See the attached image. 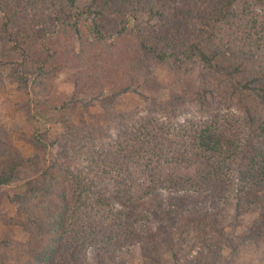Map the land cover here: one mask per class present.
Wrapping results in <instances>:
<instances>
[{
    "label": "trees",
    "instance_id": "trees-1",
    "mask_svg": "<svg viewBox=\"0 0 264 264\" xmlns=\"http://www.w3.org/2000/svg\"><path fill=\"white\" fill-rule=\"evenodd\" d=\"M261 3L0 0V84L9 76L29 90L31 142L46 156L33 176L16 183L11 198L32 240L12 255L15 242L2 239L0 264H133V258L136 264H224L225 247L235 252L263 242ZM56 34L90 44V53L79 52L81 74L102 90L108 71L129 70L132 78L90 99L79 95V84L66 94L61 85L53 89L65 52ZM116 55L127 56L129 67H115ZM147 59L195 63L203 74L193 96L174 93L160 101L141 93L151 74L143 68ZM127 92L142 96L141 111L104 109L86 120L77 115L79 103L88 110ZM62 94L67 98L57 105ZM234 101L241 113L231 109ZM188 105L205 116L194 118ZM52 121L60 131L51 140ZM3 153L0 190L36 158ZM233 171L235 183L229 181ZM231 194L238 214L257 213L238 235L221 224Z\"/></svg>",
    "mask_w": 264,
    "mask_h": 264
},
{
    "label": "rangeland",
    "instance_id": "rangeland-1",
    "mask_svg": "<svg viewBox=\"0 0 264 264\" xmlns=\"http://www.w3.org/2000/svg\"><path fill=\"white\" fill-rule=\"evenodd\" d=\"M48 7L44 5L42 9L47 11ZM257 9L264 14V0L263 3L259 4ZM33 25L38 31H42L41 25ZM53 40L60 46L63 45L64 47L60 48H64L65 51L60 55V60L62 59L63 65L62 69L57 72L53 79V89L61 85V89L63 88L66 94L74 89L75 84H79V89H81L79 90V95L83 99H90L92 95H96L101 91L102 88L94 84L98 80L90 79L86 74L84 76L81 74L82 58L79 56L82 53L79 54V52L83 51V54L90 53V44L87 41L81 43L78 40L76 44H72V42H69L61 34H56ZM130 49L131 51L136 49L133 43L130 45ZM125 57L127 56L116 55L112 62L113 65L117 68L120 66L129 67L128 62L130 60H126ZM178 65L172 62L144 60L143 68H149L151 74L148 84L144 82L139 87V91L160 101L169 99L174 93L187 94L188 97H192L198 88L200 74H203V72L199 70L195 63ZM121 70H116L115 73L108 71L104 74L100 80L106 83L105 89H107L106 87L113 89L121 83H124V80L128 81L132 78L131 75L134 72L129 70L121 72ZM8 77L4 76L3 83L0 84V155L3 152V155H12L16 151H19L24 157L28 158L36 154L35 161L30 164L32 167L20 169L16 174L15 182L0 190V241L6 237L12 239L15 244L9 253L19 255L21 252L18 248L19 244L27 245L32 238L30 237V230L26 227L27 224L24 221V214L19 211L17 212L15 203H12L11 198L17 190L16 183L33 176L34 167L37 165L35 167L37 168L39 164L42 165L46 160V156L44 152L37 153V149L31 142V130L27 120L29 117V90L23 83L12 81L11 79L13 77ZM65 81L70 84L65 85L68 87L66 89L62 86ZM93 87H96L97 90H91ZM105 89L103 88L104 91ZM65 94H62L61 98L57 100V105L58 103H62L63 99L67 98ZM145 104L146 102L138 93L127 92L115 100L107 101L106 104L98 103L97 106L88 110L84 109L79 103L75 106V110H77V115L80 117L84 114V119L86 120L89 118L90 112H101L104 109H110L115 112L141 111V108L145 107ZM231 109L239 113L242 112L240 105L235 101ZM189 112L194 118L205 116V113H201L196 105H190ZM74 119L77 122L80 120L79 117ZM47 131L49 138L52 140L59 133L60 124L52 121ZM55 150L56 148H51V153H55ZM236 174V171L230 173L229 181L231 183L236 182ZM232 195L231 204L227 208L226 216L221 224H223L226 232H230L232 235H238L246 230L247 225L257 217V213L253 211H240L241 214H238ZM135 252L137 254L138 250ZM224 254L227 256V261L224 264H264V241L260 243L254 242V245L250 243L242 244L235 252L231 251L229 247H225ZM5 260L7 261L6 264H13L11 261ZM130 262L136 264L137 258L131 259ZM25 263L20 262L19 264Z\"/></svg>",
    "mask_w": 264,
    "mask_h": 264
}]
</instances>
